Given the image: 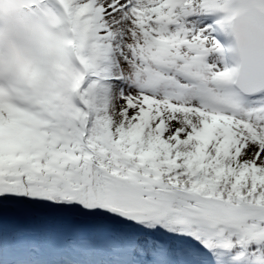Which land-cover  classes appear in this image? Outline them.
Masks as SVG:
<instances>
[{
  "label": "snow or ice",
  "instance_id": "1",
  "mask_svg": "<svg viewBox=\"0 0 264 264\" xmlns=\"http://www.w3.org/2000/svg\"><path fill=\"white\" fill-rule=\"evenodd\" d=\"M0 264H264V0H0Z\"/></svg>",
  "mask_w": 264,
  "mask_h": 264
}]
</instances>
